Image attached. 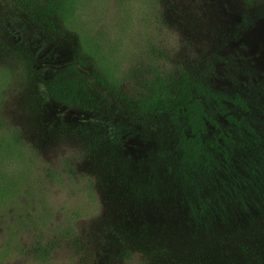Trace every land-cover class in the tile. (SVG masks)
Listing matches in <instances>:
<instances>
[{
  "label": "rangeland",
  "instance_id": "rangeland-1",
  "mask_svg": "<svg viewBox=\"0 0 264 264\" xmlns=\"http://www.w3.org/2000/svg\"><path fill=\"white\" fill-rule=\"evenodd\" d=\"M79 2L72 31L54 34L29 20L21 0H0V140L13 145L0 164V264H228L211 259L204 235L196 257L194 225L168 169V131L128 111L96 82V63L78 58L81 40L94 39L133 97L145 92L151 68L177 74L194 66L215 88L264 101V1ZM71 65L92 82L97 112L47 94ZM93 136L106 142L91 149ZM134 181L156 184L159 194H138ZM38 245L49 252L46 263Z\"/></svg>",
  "mask_w": 264,
  "mask_h": 264
},
{
  "label": "trees",
  "instance_id": "trees-1",
  "mask_svg": "<svg viewBox=\"0 0 264 264\" xmlns=\"http://www.w3.org/2000/svg\"><path fill=\"white\" fill-rule=\"evenodd\" d=\"M244 1L252 5L264 0ZM79 4V0H21L29 20L45 33L54 34H63V28L72 31ZM1 38L0 29V42ZM81 43L83 55L78 61L85 66L96 63V82L128 111L139 117H154L159 127L168 131L169 157L174 162L168 169L184 197L188 221L194 225L196 257L203 246L212 249L211 259L216 256L220 262L264 264V101L217 89L209 82V72L197 71L194 66L177 74L151 68L150 80L144 79L145 92L133 97L123 90L125 80L119 76L118 65L106 64L109 56L94 39L87 36ZM23 55V63L30 69L31 61ZM46 92L67 108L99 110L92 82L76 66L59 71L47 83ZM87 131L83 130V136L88 137ZM114 136L115 140H107L109 146L121 135ZM91 139V149L106 142L101 137ZM3 145L6 149L0 151V164L8 160L13 147L0 140V147ZM132 184L138 194H159L154 183ZM2 192L5 197L9 194L7 188ZM218 227L220 232L216 233ZM203 235L208 241L201 246ZM214 236L217 242L212 240ZM35 253L40 262L48 261L49 252L40 245ZM210 262L214 260L205 264Z\"/></svg>",
  "mask_w": 264,
  "mask_h": 264
}]
</instances>
